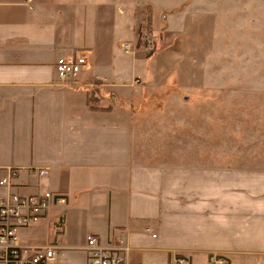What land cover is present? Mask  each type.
<instances>
[{
  "label": "crops",
  "instance_id": "obj_1",
  "mask_svg": "<svg viewBox=\"0 0 264 264\" xmlns=\"http://www.w3.org/2000/svg\"><path fill=\"white\" fill-rule=\"evenodd\" d=\"M129 1L0 0V169L18 171L14 184L23 195L46 191L65 200L44 219L55 230L53 241L23 245L54 247L53 264H86L88 236L103 245L122 240L125 264L264 260V131L219 127L217 115L212 130L206 111L200 157L182 165L158 162L143 157L133 117L91 104L108 96L121 103L143 88L205 86L219 24L240 19L247 0H180L160 9ZM147 6L153 25L161 16L167 32L174 19L184 23L187 51L196 48L200 60L193 66L190 53L179 60L153 54L140 83L138 56L126 53L121 41L120 54L130 58L123 63L100 38L131 31ZM74 55L85 65L74 79L60 81L56 61ZM179 100L178 94L170 99ZM35 169L47 173L38 177ZM67 228L82 232L81 240L69 241Z\"/></svg>",
  "mask_w": 264,
  "mask_h": 264
},
{
  "label": "rangeland",
  "instance_id": "obj_2",
  "mask_svg": "<svg viewBox=\"0 0 264 264\" xmlns=\"http://www.w3.org/2000/svg\"><path fill=\"white\" fill-rule=\"evenodd\" d=\"M143 1L145 0L129 2L140 5ZM146 1L152 2L159 9L165 8L169 3L172 5L180 2V0ZM245 2L246 6H240L237 14L238 18L240 15V19L219 24V27L222 26V32L213 40V46L207 56L209 62L205 71L207 78L205 86H196L186 92H180L177 87L157 90L143 88L137 97L121 103L109 96L108 99L101 98L91 102L94 106L101 103L100 107L106 110H117L116 113H123L124 118L133 117L134 126L141 133L139 137H143L140 144L144 148L145 159L153 158L158 162L181 165L189 163L190 160L196 161L195 158L200 157V127L201 120L205 122L206 111L210 117L208 127L212 130L217 115L221 119L219 127H242L241 132H252L257 129L264 131L262 129L264 127V0ZM136 11L138 12V9ZM141 13L142 18L136 20L140 23L132 27L131 31L126 34L111 32L110 36L100 38L112 57L116 54L123 63L130 58L120 54L121 41L127 45V52L124 48L126 53L138 56L135 61V71L141 78L138 82H145L143 79L146 69L145 59H149L153 54L162 57L165 52L172 54L175 59L178 57L179 60L184 55L187 58L190 53L192 65L199 63V51L196 48L187 51L185 45L188 42L182 31L184 23L180 19H174L171 22V31L167 32L168 24L161 16L158 24L153 25L149 6L143 7ZM148 15H150V25L147 24ZM248 16H254L255 21L245 20ZM113 28L114 24H112ZM189 28L186 26L185 29L189 30ZM101 48H104L103 44ZM192 71L194 78L197 71L194 69ZM172 76L173 74L169 80ZM175 94H178L180 100L170 101ZM201 95H216L218 98L214 97L211 100L205 98L206 101H203ZM185 97L188 98L185 103L189 108L184 106ZM201 110H203L202 114ZM139 151L141 152V149ZM47 215L36 226L19 230L17 233L19 242L27 245H47L52 242L55 230L49 228L44 221ZM67 230L70 235L69 241L81 240L82 232L79 233L74 228ZM61 237L62 234H59L56 241L64 246L65 244L60 241ZM255 262V264H264V260Z\"/></svg>",
  "mask_w": 264,
  "mask_h": 264
},
{
  "label": "built area",
  "instance_id": "obj_3",
  "mask_svg": "<svg viewBox=\"0 0 264 264\" xmlns=\"http://www.w3.org/2000/svg\"><path fill=\"white\" fill-rule=\"evenodd\" d=\"M83 65L85 59L76 55L60 58L55 64L57 78L60 81L74 79ZM32 172L38 177L47 173L45 169ZM17 175L16 169H0V264H53L56 259L54 247L25 246L19 242L17 233L36 225L53 205L64 204L65 200L46 191L31 195L19 193L17 189L21 187L14 184ZM85 251L86 264H125L127 248L122 240L103 245L96 237L88 236ZM176 264L189 263L177 259Z\"/></svg>",
  "mask_w": 264,
  "mask_h": 264
},
{
  "label": "trees",
  "instance_id": "obj_4",
  "mask_svg": "<svg viewBox=\"0 0 264 264\" xmlns=\"http://www.w3.org/2000/svg\"><path fill=\"white\" fill-rule=\"evenodd\" d=\"M147 24L150 25V15L147 16Z\"/></svg>",
  "mask_w": 264,
  "mask_h": 264
}]
</instances>
